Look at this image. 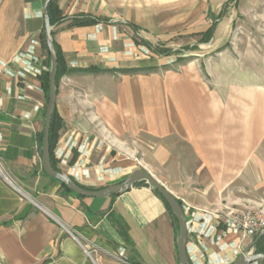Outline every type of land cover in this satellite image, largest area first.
Wrapping results in <instances>:
<instances>
[{"label": "crops", "instance_id": "1", "mask_svg": "<svg viewBox=\"0 0 264 264\" xmlns=\"http://www.w3.org/2000/svg\"><path fill=\"white\" fill-rule=\"evenodd\" d=\"M44 2L0 0V264H124L121 256L136 264H179L176 226L154 191L142 187L86 197L66 191L43 170L39 135L48 96L42 75L33 70L40 60L47 65ZM129 3L57 0L65 16L109 21L77 25L69 18L53 28L71 70L57 86L63 122L54 156L62 172L89 188L118 183L145 168L181 200L191 226L222 208L226 187L249 162L259 138L250 116H264V97L251 113L249 92L218 97L204 89L195 71L123 80V69L140 68L148 58V48L126 24L123 7ZM90 67L102 71H84ZM66 147L72 151L68 163L56 154ZM223 232L210 230L200 243L209 264H232L246 249H240L236 233Z\"/></svg>", "mask_w": 264, "mask_h": 264}, {"label": "rangeland", "instance_id": "2", "mask_svg": "<svg viewBox=\"0 0 264 264\" xmlns=\"http://www.w3.org/2000/svg\"><path fill=\"white\" fill-rule=\"evenodd\" d=\"M226 1L131 0L123 7V15L127 21L137 23L140 34L155 46L178 50L199 42L212 24V15H218ZM129 29L137 41L134 31ZM145 59L146 64L137 72L122 71L123 80L126 75L160 79L182 70L195 71L200 73L204 89L217 92L218 97L249 92L252 113L259 96L264 97V0H238L229 4L210 41L194 50L161 56L149 49ZM250 119L251 131L258 130L257 146L251 148L249 162L226 187L219 210L230 206L264 219V123L260 122L259 126L256 122L264 120V116L251 114Z\"/></svg>", "mask_w": 264, "mask_h": 264}, {"label": "water", "instance_id": "3", "mask_svg": "<svg viewBox=\"0 0 264 264\" xmlns=\"http://www.w3.org/2000/svg\"><path fill=\"white\" fill-rule=\"evenodd\" d=\"M54 0H45L43 5L44 15V34L47 49L50 54L49 68V92L45 113V127L42 137V146L40 152L42 154V166L45 173L62 183H65L73 192L86 197H109L119 195L124 191L132 188H148L154 191L161 199L165 200L172 213L175 215L179 227L176 230V246L178 251L179 264H190L187 244H188V225L187 217L183 205L179 199L174 196L158 179H156L145 168L140 167L135 169L129 176L118 183L108 185L102 188H87L78 183L72 176L62 171L55 169L51 161L50 151V128L52 117L56 108L57 91L56 84L58 70V55L54 44L53 28L50 16L48 13V5ZM264 235V228L259 235L246 247L244 252L232 264H252L259 260H264V252H256L253 250L255 244Z\"/></svg>", "mask_w": 264, "mask_h": 264}, {"label": "trees", "instance_id": "4", "mask_svg": "<svg viewBox=\"0 0 264 264\" xmlns=\"http://www.w3.org/2000/svg\"><path fill=\"white\" fill-rule=\"evenodd\" d=\"M237 3L238 0H227L224 5L222 10L220 11V13L218 15H212V24L210 25V27L203 33L202 38L199 40L198 43L189 45L184 47L183 49H178V50H174L172 48H160L155 46L152 42H150L147 38H145L144 36H142L139 32V26L134 23V22H126L127 25H129L132 30L135 33V37L137 38V43H141L144 44L146 47H148L149 49H152L153 51H155L157 54L161 55V56H169L172 53H176V52H186L187 50H194L196 48L199 47V45L201 43H207L210 41V39L213 37L214 35V31L216 28V25L218 23V21L220 20V18L223 16L224 14V10L226 9V7L231 4V3ZM48 13L50 16V20H51V24L56 26L58 24H61L62 22H64L65 20L71 18L74 22V24L77 25H87V24H95L98 22H108L109 19L107 18H100V17H95L93 15H89V14H80V15H74V16H65L63 15L59 5L57 4V0L51 1L48 5ZM43 45L44 47L47 49V45H46V41H45V34L43 33ZM54 44L56 46L57 49V55H58V70H57V77H56V84L58 86L59 84V80L60 77L62 76V74L66 73L67 71H71L69 69L66 68L65 66V61H64V57L61 53V49L60 47L55 43ZM48 52V58H47V66L48 69L42 74V76L40 77L43 87L47 93L48 96V92H49V68H50V54L49 51L47 49ZM84 71H90V72H101L102 70L97 68V67H90L87 69H84ZM124 73H129V72H137L138 68H132V69H123L122 70ZM62 118L60 117L57 109L55 108L53 117H52V122H51V128H50V151H51V161H52V165L55 169L60 170V168L57 166V159L54 156V148L57 144V141L59 139V130L62 127ZM40 137V148L42 146V137L43 134L39 135ZM55 179V178H54ZM61 185L64 187V189L68 192H73L65 183L61 182ZM83 186V185H82ZM85 187V186H84ZM89 188V187H87ZM83 196V195H81ZM167 206V208L169 209V212L171 214V217L173 219V222L176 226V230L179 227L178 221L175 217V215L172 213L168 203L163 200ZM181 202V200H179ZM182 204V202H181ZM256 247V252H264V235L262 236V238L255 244Z\"/></svg>", "mask_w": 264, "mask_h": 264}, {"label": "built area", "instance_id": "5", "mask_svg": "<svg viewBox=\"0 0 264 264\" xmlns=\"http://www.w3.org/2000/svg\"><path fill=\"white\" fill-rule=\"evenodd\" d=\"M149 54V50L146 49ZM10 72L18 79L25 78L23 72L16 70L15 68L8 67ZM48 69V66L40 60L39 66L33 70L35 76H40L44 71ZM3 106V97L0 95V108ZM1 135V134H0ZM84 141H88L85 139ZM56 154L61 157L63 162H69V157L72 155L71 147L65 149H57ZM0 174H3V166L0 156ZM188 225V244L187 251L190 264H209V261L202 257L200 243L203 237L207 235L210 230H216L221 228L226 232L236 233L238 238V245L241 249L246 248L247 242L253 241L264 228V219L251 211H240L233 209L230 206L224 207L222 210L206 212V215L196 224ZM195 239L198 241L194 243ZM223 240V234L216 236V241L220 243ZM193 246L190 247V244ZM254 250V247H253ZM195 257V258H194ZM121 260L124 264H136L130 261L127 257L121 256ZM192 262V263H191ZM256 263V262H254ZM253 264V263H252Z\"/></svg>", "mask_w": 264, "mask_h": 264}]
</instances>
